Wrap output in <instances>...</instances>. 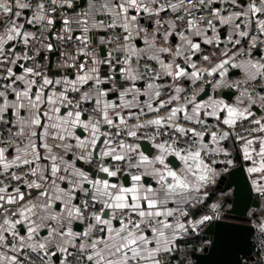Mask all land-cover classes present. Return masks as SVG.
I'll use <instances>...</instances> for the list:
<instances>
[{"label": "snow or ice", "instance_id": "snow-or-ice-1", "mask_svg": "<svg viewBox=\"0 0 264 264\" xmlns=\"http://www.w3.org/2000/svg\"><path fill=\"white\" fill-rule=\"evenodd\" d=\"M205 230L264 264V0H0V264H194Z\"/></svg>", "mask_w": 264, "mask_h": 264}, {"label": "water", "instance_id": "water-1", "mask_svg": "<svg viewBox=\"0 0 264 264\" xmlns=\"http://www.w3.org/2000/svg\"><path fill=\"white\" fill-rule=\"evenodd\" d=\"M225 223H231V221H225ZM205 235L207 237V239L209 237L214 238L212 233H208L207 230L205 231ZM242 258H243V254H241ZM199 257L200 259L197 260L196 258ZM217 257L215 256V254H213L211 251H204L202 253H195V255L192 257V259L194 260V264H209V261L212 259H216Z\"/></svg>", "mask_w": 264, "mask_h": 264}, {"label": "trees", "instance_id": "trees-1", "mask_svg": "<svg viewBox=\"0 0 264 264\" xmlns=\"http://www.w3.org/2000/svg\"><path fill=\"white\" fill-rule=\"evenodd\" d=\"M203 240H206L205 238H202L201 240H197L196 242H188L189 247L192 251H194L195 253H202L200 251H197L200 248L201 242Z\"/></svg>", "mask_w": 264, "mask_h": 264}, {"label": "built area", "instance_id": "built-area-1", "mask_svg": "<svg viewBox=\"0 0 264 264\" xmlns=\"http://www.w3.org/2000/svg\"><path fill=\"white\" fill-rule=\"evenodd\" d=\"M206 231V230H205ZM202 238H205V239H207V237H206V235H205V233L204 234H202L201 235V237H199V238H193V239H191L190 241H188V242H196L197 240H201ZM200 247H201V245H200Z\"/></svg>", "mask_w": 264, "mask_h": 264}]
</instances>
